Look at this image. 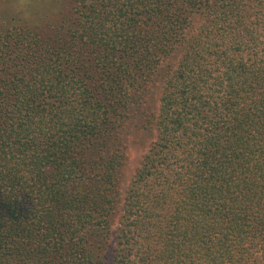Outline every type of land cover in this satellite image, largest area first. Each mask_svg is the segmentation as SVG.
Returning a JSON list of instances; mask_svg holds the SVG:
<instances>
[{
	"label": "trees",
	"instance_id": "obj_1",
	"mask_svg": "<svg viewBox=\"0 0 264 264\" xmlns=\"http://www.w3.org/2000/svg\"><path fill=\"white\" fill-rule=\"evenodd\" d=\"M0 264H264V0H0Z\"/></svg>",
	"mask_w": 264,
	"mask_h": 264
},
{
	"label": "rangeland",
	"instance_id": "obj_2",
	"mask_svg": "<svg viewBox=\"0 0 264 264\" xmlns=\"http://www.w3.org/2000/svg\"><path fill=\"white\" fill-rule=\"evenodd\" d=\"M15 1L17 2L18 0H15ZM130 126L133 127V124H131ZM134 128L135 129H132L128 135V137H129L128 141L130 142V151L128 152L129 157L127 160V164L125 165V167L123 169V172L126 175H129L131 173L132 169L135 166L134 161L137 159L139 152L141 154V151H139L140 150L139 147H141V146L131 145V143L134 141H137V140L141 142L144 139L146 141L147 140L146 138H148L145 131H143L140 126L135 125Z\"/></svg>",
	"mask_w": 264,
	"mask_h": 264
}]
</instances>
